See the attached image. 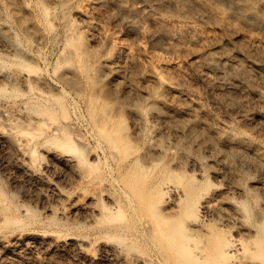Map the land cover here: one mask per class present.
I'll use <instances>...</instances> for the list:
<instances>
[{"label":"rangeland","instance_id":"rangeland-1","mask_svg":"<svg viewBox=\"0 0 264 264\" xmlns=\"http://www.w3.org/2000/svg\"><path fill=\"white\" fill-rule=\"evenodd\" d=\"M236 69L249 83L220 94ZM263 124L264 0H0V197L21 219L0 233L43 236L33 255L6 241L0 264H135L166 184L190 254L216 189L210 240L264 248Z\"/></svg>","mask_w":264,"mask_h":264},{"label":"bare ground","instance_id":"bare-ground-1","mask_svg":"<svg viewBox=\"0 0 264 264\" xmlns=\"http://www.w3.org/2000/svg\"><path fill=\"white\" fill-rule=\"evenodd\" d=\"M166 1H173V0H166ZM18 18L21 19V16L19 15V11H16ZM248 16L253 17V14H248ZM214 69H217V67L214 64L210 65ZM241 80L243 82L246 81L249 83L248 77L244 76L240 73L238 69L233 70L231 74L230 80L232 82H227L224 80L223 75H220L213 79L214 86L220 91V94L224 93H230V90H233L236 85L234 82H239ZM223 103L225 105H229L230 102L223 98ZM264 128V124L260 125ZM232 139L234 141H237L238 139L234 136H232ZM233 153V152H231ZM230 153V154H231ZM231 159L238 158V155L236 153L230 155ZM196 162L201 164V161L197 160ZM242 166L248 165V162L246 160H243L240 162ZM31 162H28L25 164V168L30 171ZM165 192L172 194L170 199H167V201L163 204V207L157 208V206H153L151 210L144 214L143 217V232H144V244L148 247L147 252L146 250H138L137 247L129 246L128 248V257L129 261L127 260V263H135V264H153L152 259L156 257L157 261L163 260L162 256H170L175 255L176 264H242L244 261L245 256H250V261H256L257 257L264 258V248L260 244V239L257 241V243L253 246L247 245L243 239L236 238V237H229L228 239L222 241V242H214L210 240V237L206 235V216L209 212L213 210L214 203H213V196L221 195L224 193L222 189H216L214 190L215 193L212 194V197H208L204 199L202 202V213L201 216H194L186 222L187 227L192 231L199 232V238L202 239V245L197 248L196 251H193V253H189L190 246L186 243V240L181 239L180 235H178L172 226L167 227V221L174 216H176L177 211H174L176 209V206H178V197L177 194L180 192L178 187L173 186L171 184H166L164 188ZM6 200L3 199V197H0V211L3 212V214H0V225L2 226H9L14 225L15 223L21 222L20 215H14L9 216L7 215L6 211L8 210L7 204L5 202ZM160 209V210H157ZM11 211V210H10ZM8 210V212H10ZM162 212V213H161ZM13 214V213H12ZM262 232V230H261ZM262 237L264 235H261ZM52 238L55 241H59L56 236H52ZM38 239H43V236H40L39 234L35 235H28L23 233H13L10 236H5L0 233V247L4 245L6 241H15V243H19L24 246L23 254L27 255L28 252H30V248L33 243V241H36ZM30 241V242H29ZM73 241L76 246L79 249V252L83 253L84 248L82 247L83 243L80 240H71ZM212 241V242H211ZM114 242L113 244H115ZM122 241H120V244ZM118 246L116 247H120ZM124 244H126L124 242ZM113 246V245H112ZM128 246V245H126ZM116 247H112L113 252H118L119 249ZM123 248V244H122ZM139 248V247H138ZM124 251V250H123ZM126 252V250H125ZM33 252H30L31 255ZM122 253V252H121ZM120 253V254H121ZM126 254V253H125ZM4 256L3 251L0 250V259ZM119 257V256H118ZM240 257L241 262H240ZM31 258L36 259V256H32ZM125 259V258H124ZM128 259V258H127ZM126 260V259H125ZM124 260V261H125ZM14 259H9L7 261L8 264H15ZM222 261V262H220ZM245 262V261H244Z\"/></svg>","mask_w":264,"mask_h":264}]
</instances>
